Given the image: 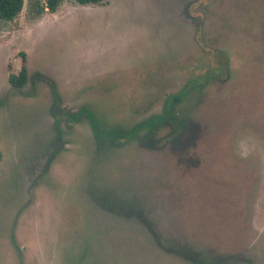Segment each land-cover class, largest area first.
<instances>
[{
  "label": "rangeland",
  "instance_id": "rangeland-1",
  "mask_svg": "<svg viewBox=\"0 0 264 264\" xmlns=\"http://www.w3.org/2000/svg\"><path fill=\"white\" fill-rule=\"evenodd\" d=\"M37 5L0 19V264H264V0Z\"/></svg>",
  "mask_w": 264,
  "mask_h": 264
},
{
  "label": "trees",
  "instance_id": "trees-1",
  "mask_svg": "<svg viewBox=\"0 0 264 264\" xmlns=\"http://www.w3.org/2000/svg\"><path fill=\"white\" fill-rule=\"evenodd\" d=\"M62 0H38V12L42 13L43 11H50L55 12L60 5ZM104 0H77L80 4H91V3H101ZM25 4V0H0V19L2 20H14L19 14L22 12L23 7ZM40 78L42 81H46L51 89L52 92V113H59L62 109V97L58 92V87L56 83V79L51 75H41ZM29 69L26 63V53H23V64L18 73L10 72L9 74V82L12 87L18 89L19 91L22 90L30 81ZM179 97L176 96L171 103L165 104V110L163 113L157 116L158 120H170L174 122L177 126L183 127V123L179 122V115L174 111V107L176 106V100ZM65 113V111H64ZM53 114V115H54ZM56 116V115H54ZM82 117L87 118L90 121V125L92 128V132L96 140L99 137V122L98 116L95 114L94 109H90L88 107H82L77 111L67 112V118L69 123H76L82 120ZM152 121V118L150 119ZM116 134V133H115ZM133 135V133L124 132L122 130H118L117 134L115 135L118 138H125L128 136ZM3 157V154L0 150V160ZM156 226V225H155ZM148 229H157L156 227L150 226L147 227ZM158 230V229H157ZM160 233V232H159ZM161 234V233H160ZM162 249L165 251L176 255L182 258L185 261L192 262L193 264H223L224 259L223 257L212 254L209 251H204L201 249L196 248L190 243L176 241V243L169 245L167 242L166 244L163 243V238L160 237L156 240ZM188 247V248H187ZM187 248V249H186Z\"/></svg>",
  "mask_w": 264,
  "mask_h": 264
}]
</instances>
